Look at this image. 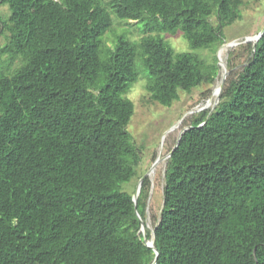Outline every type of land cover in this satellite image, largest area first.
I'll return each mask as SVG.
<instances>
[{"label": "trees", "instance_id": "16d2710c", "mask_svg": "<svg viewBox=\"0 0 264 264\" xmlns=\"http://www.w3.org/2000/svg\"><path fill=\"white\" fill-rule=\"evenodd\" d=\"M242 3L0 0V264L152 261L138 229L147 183L136 205L122 186L141 157L124 94L141 65L163 105L213 82L215 54L175 51L161 33L182 30L191 47L214 51ZM112 13L145 33L108 45ZM246 45L247 61L167 156L154 264H264V32Z\"/></svg>", "mask_w": 264, "mask_h": 264}, {"label": "rangeland", "instance_id": "374dc122", "mask_svg": "<svg viewBox=\"0 0 264 264\" xmlns=\"http://www.w3.org/2000/svg\"><path fill=\"white\" fill-rule=\"evenodd\" d=\"M1 18L8 16L7 6L0 5ZM113 23L102 35L104 41L111 45L115 35L122 32L127 37L139 39L145 32L142 21L134 19H119L111 14ZM241 16L224 27V39L214 51L209 48L191 47L182 30L176 33H161L172 45L175 51L197 52L211 61L214 54L219 59V69L211 83H201L190 91L179 90L178 98L170 105H163L149 97V84L152 76L143 65L139 68V75L124 94L125 99L133 103V113L127 124L133 142L141 148V157L136 166V174L129 181L123 183V188L133 193L138 186H142L145 179L148 187L144 224L146 230L152 233L158 221L163 203V184L168 152L175 144L178 133L188 124L189 116L204 108H211L215 100L213 89L220 82L223 74L222 63L226 65L228 73L234 75L247 61L249 51L244 41L245 37L256 34L264 25V0H243ZM0 22V29L1 27ZM0 30V43L3 40ZM208 99L211 102L208 103ZM203 108V109H204ZM156 158L158 161L153 165ZM141 183L140 177L146 173ZM140 184V185H139Z\"/></svg>", "mask_w": 264, "mask_h": 264}, {"label": "water", "instance_id": "95a60500", "mask_svg": "<svg viewBox=\"0 0 264 264\" xmlns=\"http://www.w3.org/2000/svg\"><path fill=\"white\" fill-rule=\"evenodd\" d=\"M263 32H264V25L261 27V29H260L256 34H253V35H251V36H247V37H245L244 41H250V42L252 43V49H251V50H253V49L255 48L256 42H257V40L259 39V37L262 35ZM218 63H219V59H218ZM221 65H222V67H223V75H224V77H223V79H222L220 85H218V89H217V91H216L217 93H216V96H215V100H214L213 105L211 106V108L214 107V105L217 103V101H218V99H219V94H220V91H221V89H222V87H223L222 85H224V82H225V79H226V75H227V73H228V70H227V68H226V65H225L224 63H222ZM203 108H204V106H202L200 109H203ZM186 127H187V126H186ZM186 127H183V128L180 130V132L178 133V136H177V138H176L175 144H174V146L172 147V149L177 145V143H178V141H179V138H180L182 132L186 129ZM172 149H171V150H172ZM171 150L168 152L167 156L170 155ZM158 159H159V158H156V160L154 161L153 165L158 161ZM146 174H147V172L144 173V174L140 177V180H139L140 182H139V183H141L143 177H144ZM139 185H140V184H139ZM139 191H140V186H138L137 189L132 193V199H133L135 205H136L137 196H138V194H139V193H138ZM161 208H162V207H161ZM138 217H139L140 220H141V225H140V228H138V229H139V231L142 233V238H143L145 244L153 249L154 254H155V256H154V258L152 259V261H151L150 263H147V264H154V263L156 262V256H157V254H158L157 249H156V246H155V244H154V237H155V236H154V230H152L151 236L148 237V235H147V230H146V228H145L144 221H143V219L139 216V214H138Z\"/></svg>", "mask_w": 264, "mask_h": 264}, {"label": "bare ground", "instance_id": "6f19581e", "mask_svg": "<svg viewBox=\"0 0 264 264\" xmlns=\"http://www.w3.org/2000/svg\"><path fill=\"white\" fill-rule=\"evenodd\" d=\"M223 77H224V75L222 74L221 79H220V82H219L217 85H215V87H214V89H213V95H215V96H216V93H217L216 91H217V89H218V85H220V83H221ZM210 102H211V99H208V103H206V104H209Z\"/></svg>", "mask_w": 264, "mask_h": 264}]
</instances>
